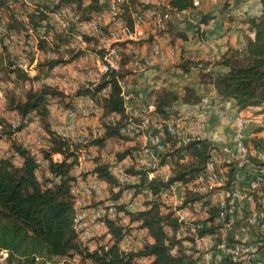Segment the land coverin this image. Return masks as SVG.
Returning <instances> with one entry per match:
<instances>
[{
    "label": "trees",
    "instance_id": "trees-1",
    "mask_svg": "<svg viewBox=\"0 0 264 264\" xmlns=\"http://www.w3.org/2000/svg\"><path fill=\"white\" fill-rule=\"evenodd\" d=\"M74 1L82 2V0H62L64 3ZM260 3L262 6L260 15L246 19L253 37H247L244 47L230 46L220 58H211L208 61L185 60L180 63V68L184 73L198 69L200 82L204 85L212 84L222 99H233L239 110L260 107L259 112L264 114V0H260ZM193 5L196 7L195 0H167L165 9L172 14L189 10L193 8ZM98 6L99 3H96L95 10L100 9ZM227 6L228 4L223 9ZM214 17L211 13H201L200 22L207 24ZM232 19L229 17V20ZM178 35L186 37L182 33ZM125 66L123 64L119 71L106 72L98 84L87 88L81 87L82 89L78 92L80 95L98 97L103 114L106 113L104 116L116 113L128 118L126 109L129 104V92L120 85V82L132 70L128 68V71ZM211 66L221 67L223 70L209 71L208 68ZM108 87L110 88L108 96H101L102 91ZM39 89L32 87L26 92L24 98L8 97L9 107L20 116L30 112L39 116L51 137L49 139L51 146L44 151L45 157L50 158L51 155L52 159L49 162L48 171L59 175L60 178L45 175L42 181L37 174L39 164L36 157L28 148L16 142L13 143V148L21 153L22 164L15 165L11 160L0 158V249L8 254L5 264H48L55 258L68 257L79 259L80 264H139L137 259L146 258V256L151 258L148 264H197L193 254L178 237V232L184 223L174 214L175 212L163 211L162 204L156 200V204H151L147 211L138 214L128 212L131 219H140L143 223L141 227L144 226L143 228L147 229L152 236V243L145 244L141 251H123L120 242L125 235V232L122 233L124 228L122 229L111 220H107L106 223L111 244H104L91 250L79 242L76 230L74 231V202L70 193L73 180L72 164L60 163L53 158L54 154L62 153L69 159L70 156H74L79 147L73 150L68 140L55 136L51 129L49 98L55 96L63 100L64 93L52 87ZM149 97L153 100L151 109L160 116L162 121L161 133L164 142L169 146L162 158L163 161L172 162V175L168 180L157 177L153 181L148 179L146 171L132 170L131 172L141 176L137 189L147 187L151 189L152 194L158 196L163 189H168L175 183L188 184L194 181L204 171L212 153L215 150L219 153L221 151L207 138H196L185 145L178 146V140L167 131L169 124L179 120L172 118L178 114L175 106L180 100L192 105H197L202 100L201 94L195 88L187 86L185 94L180 97L175 91L160 87L152 90ZM10 128H12L11 125H5L2 132L11 138L18 130L12 131ZM106 130L104 139L124 137L121 136L119 129L111 125H107ZM259 131H264V126H261ZM104 139L97 142L102 144ZM259 139L264 143L263 138ZM258 142L259 140H255L256 145ZM134 150L130 147L121 152L118 157L130 155ZM187 156L190 159L187 160ZM255 161L264 163L260 160ZM235 165L236 162L226 164L228 179L225 190H228L229 181L230 183L234 181L238 170ZM95 171L108 183L115 182L107 164L101 163ZM188 192L184 204L204 202L206 198V195L195 194L189 190ZM213 208L212 212L209 211L206 224L213 223L221 211L217 207ZM208 229L211 234H215L218 227L211 226ZM261 250L262 248H259V254H257L259 257L264 254Z\"/></svg>",
    "mask_w": 264,
    "mask_h": 264
},
{
    "label": "bare ground",
    "instance_id": "bare-ground-1",
    "mask_svg": "<svg viewBox=\"0 0 264 264\" xmlns=\"http://www.w3.org/2000/svg\"><path fill=\"white\" fill-rule=\"evenodd\" d=\"M7 5L6 7H8L7 9L9 10L10 13V19H8V22H6L5 24H3L4 22H2L3 25H0V41L3 42V40H1L3 37L7 38V37H14V36H18L19 38L21 37L24 40V43L27 41V30L29 32H31V34H33V48L34 51L37 52H41L39 46L41 44H45L47 46V48H49V50L47 51H43L41 54V59L40 61L44 62V57L42 56V54L44 55H51V48L50 46H53V39H52V35L54 32L53 29V25L50 26V22H48L51 17H53L54 19H56V15L54 13V9H51L50 5L48 2L46 1H42V0H5ZM65 1V0H64ZM165 1V0H164ZM3 3V2H2ZM5 3V2H4ZM166 3V2H165ZM20 4L22 6H24L25 10L23 9L22 12V17H19L16 14V10L14 8H16V6ZM57 4H73V2H68V3H64L62 2V0H57ZM132 3L130 2V0H123V7H129L130 11L128 14H131V16H128L129 19H132L133 22L129 23L130 21H128V28L130 29V32H125L124 33V41L123 43L125 44L127 41L130 42L129 40H133L134 38H138L141 37L143 35V29H141V16H140V12L139 10L137 11H132L130 6ZM96 5V4H95ZM155 5L160 6V10H157L156 12H154V23L155 25H158L161 27L162 30L165 31V41L166 43H172V47L173 49H179L180 51V45H179V40H176V42H172L170 39V34H169V30H170V23H169V19L171 18V13L169 12V10H166V4H163V0H155ZM35 6L34 9H32V7ZM100 9L95 10V12H101L102 14H114V6L112 3L107 2V0H99V6ZM97 7V8H98ZM168 7V6H167ZM5 8V7H4ZM23 8V7H22ZM6 9V8H5ZM136 9V8H135ZM169 9V8H168ZM37 10L40 12V14L42 15V19L41 15H37ZM125 11L123 10V13ZM51 14V15H50ZM127 15V14H126ZM35 16V18H40L38 20H42L41 22L37 23H31V17ZM125 17V14H124ZM34 18V19H35ZM126 18V17H125ZM128 19V20H129ZM60 22L59 25V29L62 30V32H68L69 34H66L67 37L68 35H75L73 34L74 30L76 29L81 31L82 34H85V26H77L74 27L73 24H65L64 25V19H56ZM127 21V19H124ZM30 21V22H29ZM13 22L17 23V26H13ZM1 23V22H0ZM59 24V23H58ZM102 27H109V19H102ZM21 28V29H20ZM58 29V28H57ZM62 32L60 34V36H62ZM80 32V33H81ZM57 33V32H56ZM78 33V32H77ZM59 34V32L57 33ZM57 37V35L55 36ZM65 38V36H62ZM148 37V35H147ZM11 38V39H12ZM153 38H160V31H153ZM4 39V38H3ZM10 39V40H11ZM18 39V38H17ZM173 39V38H172ZM61 40V39H60ZM145 40V39H144ZM12 41V40H11ZM94 41V42H93ZM135 41V40H134ZM147 40H145L146 42ZM175 41V40H174ZM20 42V41H19ZM93 42V44H96V33H89V35H82V45H80V50H72V63L75 62L76 58H78L79 56H81V54L83 53V51H86L91 47L90 44ZM133 42V41H132ZM140 42V41H139ZM143 44L144 41H142ZM1 43V42H0ZM6 44V43H5ZM4 44V45H5ZM14 44V43H13ZM16 44V43H15ZM19 44V43H17ZM134 44V43H133ZM126 45V44H125ZM140 45V44H139ZM8 46V45H7ZM14 46V45H13ZM97 46H98V51H96V56H100L102 55V49H104V40H97ZM1 47V46H0ZM17 47V45H16ZM19 47V46H18ZM123 47V46H122ZM139 47V46H138ZM4 48V50L8 51L7 47H2ZM14 48V47H13ZM12 48V50H13ZM135 48V47H134ZM141 48V47H140ZM139 48V49H140ZM19 49V48H18ZM94 49V48H93ZM97 49V48H96ZM142 49V48H141ZM140 49V50H141ZM15 50V48H14ZM136 50V49H135ZM122 51V49H119V53L117 54L116 57V68L115 67H108L107 68V61L106 58H99L98 59V63L100 65L99 67V72H101V75H99V80H97L96 77V73L93 75V79H91L90 81H92V83L90 82L89 84H86L85 86H83V84L79 85V82L75 81H71L72 84H67L66 86V94L68 97H74L75 96V87H80L78 89L81 90V87H90L93 84H98L102 77L106 74V72L108 71H119V69H121V66L124 64L126 65L130 70H132V72H137L139 71V62L136 61L135 57H136V51ZM148 50V49H147ZM82 52V53H81ZM1 53V52H0ZM4 53V52H3ZM29 53V52H28ZM26 53V54H28ZM89 53V52H88ZM91 53V52H90ZM89 53V54H90ZM134 53V55H133ZM74 54V55H73ZM85 54V53H84ZM88 54V55H89ZM5 55V54H4ZM33 55V54H32ZM77 56L75 58H73V56ZM95 55V54H94ZM125 55V56H124ZM146 55H154V48H150V51L146 52ZM0 56H2V54H0ZM29 56V54H28ZM27 56V57H28ZM83 56V54H82ZM90 56L93 57V55L91 54ZM129 56H132L131 58ZM126 58V60H124ZM128 58V60H127ZM15 60V58H13ZM30 59V58H29ZM13 60V62H14ZM12 62V63H13ZM78 62V61H77ZM18 63V62H17ZM76 65V62H75ZM16 66H18L17 68H21L24 67L25 64L23 63H19V64H11L10 67H12L13 69L16 68ZM20 66V67H19ZM81 65H79L80 67ZM71 67V66H70ZM82 67V66H81ZM16 68V69H17ZM72 68V67H71ZM91 68V67H90ZM22 70L24 68H21ZM18 69V70H21ZM21 70V71H22ZM88 70V69H87ZM78 71V70H77ZM84 71V70H83ZM90 71V70H89ZM92 71V70H91ZM14 72V71H13ZM88 72V71H86ZM93 73V72H92ZM23 74V81H27L31 84V86L29 87L28 90H30L32 87H34L35 89H39L41 87V85H46L47 83H51V74L45 78L40 77V76H33L28 72L27 69H24L22 71ZM89 74V73H88ZM18 75V74H17ZM92 76V75H91ZM17 76H14V79ZM19 77V76H18ZM40 77V78H38ZM42 78V79H41ZM89 78V77H88ZM20 79L21 78H17ZM72 79V78H71ZM75 79V78H74ZM126 79V78H125ZM125 79L122 80L120 82V85L127 90V86H126V82ZM9 81V80H8ZM38 81L39 83L37 85H35V83L33 84L32 82ZM79 81V80H78ZM86 81V80H85ZM88 81V80H87ZM20 82V81H18ZM12 83V82H11ZM9 84V83H8ZM19 84V83H18ZM5 85V83L3 84ZM0 84V92L1 94H5L6 92V88H8L6 86V88ZM16 86H18L17 84H15ZM82 85V86H81ZM11 87V86H10ZM15 88V87H14ZM17 88V87H16ZM109 88V87H108ZM9 89H13V88H9ZM17 90V89H16ZM106 90V89H105ZM105 90H103L102 92H104ZM14 92V89L12 90ZM110 91V90H109ZM10 92V91H9ZM8 92V94H9ZM15 93L17 94V92L15 91ZM7 94V93H6ZM7 94V96H8ZM18 95V94H17ZM105 95V94H104ZM78 96L80 98H82V110H83V114H90V110H94L93 113H91V115H89V120L91 121V119H93V121H95L94 119H98V120H103V123L101 125L98 126H94L92 128V130L89 132V136H90V140H100V138L104 137L106 134V126L107 125H111V127H116V118H119V132L121 134V136H124V138H128L129 140H131L133 143H135L137 145H140V149L138 150H134L135 152L130 154V167L131 169H136L143 167L144 166H149V171H162V159H160V153L156 152V147H155V143H149L150 141V137L152 136H157V139L159 141H164L163 140V136L161 133V118L160 116L154 112L151 109V112H149V121H144L142 122L141 128L139 130V138H138V132L135 130L130 129L129 127H131V121L133 122V124H140L141 122V113H139L138 110H132L131 107H129V104L127 106L126 109V114H128V118H124L122 115L113 113L111 115L108 116H104L103 114V108L99 103V99L98 97H93L91 95H80L78 93ZM102 96V95H101ZM100 96V97H101ZM67 98V97H66ZM59 100L57 97H50L49 98V102H48V108L49 111H53V105L54 103H58L59 104ZM70 100V99H69ZM61 101V100H60ZM96 103L98 104V108H96ZM60 106V104H59ZM68 108H70L68 106ZM199 110V109H198ZM186 115V114H185ZM204 112H199L196 115H188L185 117H182L181 119L177 120L176 122H173L171 124L168 125L167 127V131L169 132L170 135L174 136L177 140H178V146H182L187 144L190 140L196 139L200 137V132L202 130V126L200 124V121H202L203 117H204ZM21 117V116H20ZM115 117V118H114ZM51 119V118H50ZM89 120L87 122H89ZM205 120V119H204ZM240 120L241 121H251V119L249 117L246 116H240ZM58 121V120H56ZM86 121V120H85ZM97 121V120H96ZM58 123V122H57ZM60 123V122H59ZM85 123V122H84ZM93 123V122H92ZM202 123V122H201ZM13 128H16V125L14 122L9 123ZM20 123H18L19 125ZM83 124V123H82ZM88 124V123H87ZM99 124V123H98ZM38 125L40 126L42 132H47L44 128V126L41 124L40 118H38ZM55 125V124H54ZM92 125V124H91ZM59 126V125H58ZM84 126V125H82ZM89 126V124H88ZM103 126V127H101ZM155 126H157V129L155 128ZM52 127V125H51ZM55 127V126H54ZM110 127V126H109ZM3 129H4V123H3ZM11 129V128H10ZM16 130V129H15ZM52 131H54V135L58 136L62 139H64L65 141L68 140L69 144H70V148H72L73 150H76V147L79 149L76 150L74 156H70L71 158L68 159V163L72 164V169H74V171L76 170L75 173H73L72 171V176H73V180L71 181V194L73 196V202H74V215H75V229L76 230V235L78 236V240L80 243L85 244V243H91L92 247H88L89 249H95L97 242H99L97 240V237L99 236L100 231H102V228H106L107 229V235H108V228H107V220H111L114 222V224L116 223V225H118L119 227L121 226L122 229L124 228V231L122 233L125 232V235L122 239V241L120 242V247L123 249V251L125 250V252H135L137 251V246L132 245V241H135V245H139L140 249H142L145 244L148 243H152V236H150L149 232L147 229L141 227V223L139 224V231L140 233H137L135 230H130V228L125 226V223L127 224V222L124 220H120L118 219L119 214H126L127 217L129 218V214L128 212H137V211H133L134 209L132 207H134L133 205H130L129 207H125V210L123 208L124 211L122 212H117V207H121L120 205H122V203L120 204L119 202V198H116L114 200V205H108V203H110V200L108 199L107 201L101 200V198L99 196H101L102 191L104 190V188L106 186H108L107 181L103 180L99 173H97L95 171L96 169V164L95 167L92 169L91 167H89V165L87 166V161L90 162L91 159L94 158V153L97 151H93L94 153L90 152L87 148V145H85V137H80V135L77 134L76 131V127L74 126V124L69 123L68 120H64L63 123L59 126V128H52ZM17 133V134H16ZM16 134V135H15ZM14 135L17 137L18 139H23L24 136L19 135V132H15ZM25 139V138H24ZM14 140V139H12ZM12 142V141H11ZM15 143V142H14ZM18 143V142H17ZM25 143V142H24ZM100 143V142H99ZM19 144V143H18ZM133 144V145H135ZM13 145V143H12ZM21 145V143H20ZM26 145V143H25ZM14 146V145H13ZM13 146L9 147V149H11V151H14L16 155L18 156H12L10 158V152L9 151H3L1 146H0V158H4V159H8L11 160L13 162V164L15 165H19L20 164V158L22 159V156L20 155L21 153L18 152L17 150H15L13 148ZM36 147V145H35ZM168 145L166 144V150L168 149ZM137 148V147H136ZM31 149V148H30ZM29 149V150H30ZM104 149V148H103ZM33 153V150H30ZM103 151V150H102ZM35 152V151H34ZM226 153L228 152V150L225 151ZM30 153V152H29ZM107 153V152H106ZM115 153V152H114ZM34 154V153H33ZM39 154V153H38ZM109 154V153H108ZM20 156V157H19ZM34 157H36V155H33ZM58 154H54L53 158L55 161L60 162V159L58 158ZM116 157V156H115ZM68 158V157H67ZM97 158V156H96ZM219 155L218 152H213L212 153V157L209 159L211 160V168H212V174H209V182L207 183L205 181H203V178L201 177V174L199 176H197V178L194 181L189 182L188 184L185 183H181V184H185L188 187V190L192 193L195 194H201V195H209V197H206L204 202H192L189 204H184L185 201L183 200V204L186 206H189L190 208V212H198V214H202L204 213L205 215L208 214L209 215V211L212 212L211 210H213V207H217L219 208L221 211H223L224 208V199H227V193L228 190H225L224 192H220V193H213V189L217 186V185H222V183L224 182V176H222L221 174H219L220 172H218V166L217 163L220 162L219 159ZM225 158V157H224ZM37 162L39 164V169L37 170V174L39 176V178L41 179L39 172L41 169H44L41 165V160L39 158H37ZM99 159V158H97ZM96 159V160H97ZM109 160L111 162L110 157L105 158V160ZM95 160V158H94ZM107 160V161H108ZM106 161V162H107ZM92 162V161H91ZM99 162V161H98ZM67 163V164H68ZM94 163V161L92 162ZM109 163V162H108ZM222 163V162H221ZM89 164V163H88ZM99 164V163H98ZM104 164V163H103ZM220 164V163H219ZM49 166V165H48ZM109 166V170L112 174V176L115 179V184L119 183L118 180V174H115V164L114 162H111V165H107ZM207 166V164H206ZM135 167V168H134ZM49 168V167H48ZM172 165L169 163L168 168L163 171V172H159L158 174L155 175L154 179L159 177L162 178L164 180H168V178L172 175V171H171ZM222 168V167H221ZM130 169V170H131ZM45 170V169H44ZM90 170H94V171H90ZM132 171V170H131ZM130 171V172H131ZM142 171V170H141ZM44 173V172H43ZM135 173V171H134ZM224 173V172H223ZM110 174V175H111ZM133 176V178L130 176ZM96 175L98 176L95 181H90V178H96ZM50 176L52 177L51 173ZM137 177V174H133L132 172L129 173V184L131 183V181H133V179H135ZM226 177V176H225ZM38 178V177H37ZM143 178V177H142ZM149 180H153V179H149ZM154 181V180H153ZM135 183V181H133ZM139 183L141 182L140 180L138 181ZM226 182V181H225ZM213 183V184H212ZM178 184V183H177ZM114 185V184H113ZM124 185V184H122ZM128 184H126L125 186H127ZM133 185V184H132ZM136 185V184H135ZM176 185V183L174 184ZM172 185L170 188H173ZM263 185V186H262ZM110 186V185H109ZM116 186V185H115ZM185 186V187H186ZM240 186V185H238ZM112 187V186H111ZM123 187V186H122ZM183 187V188H185ZM221 187V186H220ZM220 187H217V190L219 191ZM242 187V185H241ZM260 187H264V168H260L259 170V176L257 177V179L251 184L248 185L246 187H244V189L242 191H240L239 193H235V200L234 203L232 205V212H235V206L238 204V202L235 205L236 200L242 196V198L247 194V192H254L257 191ZM126 188V187H125ZM124 188V189H125ZM168 188V189H170ZM128 189V188H127ZM126 189V190H127ZM163 189V191L168 190ZM182 189V187H181ZM118 190V189H117ZM123 190V188H122ZM136 190V189H135ZM134 190V192H135ZM174 190V189H173ZM114 191V190H113ZM116 191V190H115ZM125 191V190H124ZM123 191V192H124ZM182 191V190H181ZM259 191V190H258ZM161 192V193H162ZM129 194V196H134L131 192H127ZM144 193L147 194L148 197H150L153 200H158L160 197L159 194L158 196H156L155 194H152L151 189L149 188H144ZM167 193V192H166ZM170 193V192H169ZM179 193V192H178ZM183 193V191H182ZM256 193V192H255ZM261 193H264V190H261ZM116 194V193H115ZM121 194V193H118ZM171 194V193H170ZM189 194V192H188ZM254 194V193H253ZM155 195V196H154ZM163 195V194H162ZM184 195V194H182ZM191 195V194H190ZM251 195V194H250ZM249 195V196H250ZM257 195V194H254ZM259 195V194H258ZM257 195V196H258ZM121 196V195H120ZM167 196V195H166ZM169 196V195H168ZM167 196V197H168ZM172 196V195H171ZM194 196V195H193ZM219 200L218 197H223ZM248 196V197H249ZM92 197L94 198V203H96L97 205H93L91 203V199ZM119 197V196H117ZM184 197V196H183ZM115 198V197H114ZM162 198V197H161ZM164 198V196H163ZM173 198V197H171ZM185 198V197H184ZM241 198V199H242ZM252 198V197H251ZM259 198V197H258ZM262 198L264 199V196H262ZM240 199V200H241ZM262 201L263 207H264V200ZM162 200V199H161ZM170 200V199H169ZM172 200V199H171ZM219 200V202H218ZM239 200V201H240ZM245 200V198H244ZM252 200V199H251ZM82 201V205H87V207H93L94 211H89V208H82V216H86V223L87 225L90 226H94V231L93 234H87V228L86 227H78L79 225V202ZM126 201V200H125ZM124 201V202H125ZM254 201V200H253ZM123 202V203H124ZM145 202V201H144ZM164 202V201H163ZM214 202H218V203H214ZM250 202V201H248ZM128 203V202H127ZM142 203V202H141ZM167 203V202H166ZM180 203V202H179ZM120 204V205H119ZM143 204V203H142ZM162 204V202H161ZM168 204V203H167ZM124 205V204H123ZM154 205V204H152ZM151 204H148L149 206H152ZM180 205V204H179ZM201 205H203V207H201ZM115 206V207H114ZM125 206V205H124ZM127 206V205H126ZM158 206V205H157ZM238 206V205H237ZM176 207V205H175ZM182 207V206H181ZM166 207H164L163 209H165ZM180 208V207H178ZM213 208V209H212ZM253 208V207H252ZM133 209V210H132ZM140 209H147V205L143 206ZM237 209V207H236ZM239 209V208H238ZM171 210V209H170ZM182 210H186L182 209ZM217 210V209H216ZM255 210V209H254ZM258 210V209H257ZM220 211V213H221ZM242 211V210H241ZM244 211V210H243ZM256 211V210H255ZM219 212V210L217 211ZM169 213V212H168ZM171 213V212H170ZM185 213V212H184ZM219 213V214H220ZM260 213V212H259ZM179 219L180 221L183 222V218L180 216V213L178 212V214L175 212L174 213ZM203 214V215H204ZM217 214V215H219ZM233 214V213H232ZM235 214V213H234ZM166 215V214H165ZM182 215V213H181ZM187 215V214H186ZM207 215V216H208ZM244 214H241V217ZM200 216V215H199ZM121 217H124V215H121ZM192 217V216H191ZM251 217V216H250ZM259 217L264 221V212L261 214L255 213L254 215H252V217L249 219V223L250 225H256L258 222ZM196 218V217H195ZM235 218L236 215H235ZM234 218V219H235ZM246 218V217H245ZM131 219V217L129 218ZM178 219V220H179ZM211 219V218H210ZM218 219V217L216 218ZM215 219V220H216ZM233 219V218H232ZM242 219V218H240ZM171 220V219H170ZM175 220V219H174ZM186 220V218H185ZM192 220V219H191ZM236 220V219H235ZM198 221V220H197ZM206 220H203V223H205ZM213 221V220H212ZM234 220L230 221V225L231 224H235L233 223ZM143 222V221H142ZM179 222V221H178ZM185 222V221H184ZM183 222V223H184ZM191 222V221H190ZM215 222V221H214ZM236 222V221H234ZM239 222V220L237 221ZM243 222V221H240ZM239 222V223H240ZM238 223V224H239ZM208 224V223H207ZM237 224V223H236ZM237 224V226H238ZM246 224V223H245ZM244 225V224H243ZM264 228V224H261ZM212 226V225H211ZM234 226V225H233ZM247 226V225H246ZM243 226L241 228L242 231H245V227ZM74 227V226H73ZM179 227V226H178ZM183 227V226H182ZM210 227V226H209ZM256 227V226H254ZM219 228V227H218ZM231 228V226H230ZM247 228V227H246ZM179 229V228H178ZM221 229V228H220ZM232 229V228H231ZM239 229V228H238ZM259 229V228H258ZM181 230V229H180ZM222 230V229H221ZM237 230V229H236ZM220 231V230H219ZM247 231V230H246ZM104 232V231H103ZM187 232V230L185 231ZM188 232H190V230H188ZM223 232V231H222ZM258 232V231H257ZM264 232V231H263ZM179 233V232H178ZM192 233V232H191ZM190 233V234H191ZM219 233V232H218ZM241 233V232H240ZM245 233V232H244ZM177 234V233H176ZM183 234V232H182ZM181 234V235H182ZM189 234V233H188ZM86 235V236H85ZM106 235V236H107ZM171 235H173L171 233ZM217 235V232L215 234H212V236ZM242 235V234H241ZM245 235V234H244ZM184 236V235H183ZM234 236V235H233ZM100 237V236H99ZM235 237V236H234ZM233 237V238H234ZM241 237V236H240ZM177 238V237H176ZM188 238V237H187ZM218 238V237H216ZM239 238V235H238ZM191 242L194 246H196L195 248L197 250L201 249L202 247H200L199 242L202 240V237L199 236V234H197V232H194L193 237H190ZM237 239V238H235ZM113 240V239H112ZM181 240V239H180ZM186 240V239H184ZM193 240V241H192ZM233 241V240H232ZM246 241V240H245ZM214 243H217V240L215 242V239L213 240ZM219 242H222L221 240ZM229 242V240H228ZM231 242V241H230ZM229 242V243H230ZM235 242V241H233ZM232 242V243H233ZM238 242V241H237ZM186 243V242H185ZM225 243V242H224ZM218 244V251L221 247H223V251H228L227 255H234L237 254L236 251L237 248H233L232 246L226 245V244ZM188 244V243H187ZM228 244V243H227ZM237 244V243H236ZM240 245V243H238ZM244 244V243H243ZM243 244H241L242 246H244ZM215 245V244H214ZM213 245V246H214ZM247 245V244H246ZM184 246V245H183ZM187 247V246H186ZM192 247V246H191ZM190 247V248H191ZM216 247V245H215ZM236 247V246H235ZM240 247V246H239ZM260 247V246H259ZM188 248V247H187ZM244 248V247H243ZM253 248V247H252ZM189 249V248H188ZM212 249V248H211ZM214 249V247H213ZM241 249V248H240ZM194 250V248H193ZM205 250V249H204ZM216 250V249H215ZM208 251V250H207ZM210 251V250H209ZM189 252L193 254L194 256V260L197 261V264H212L211 263V259L210 258H217V254L216 252L213 255H207L204 257H200L198 254H196L198 251L192 252L189 249ZM200 252V251H199ZM203 252V251H202ZM212 252V251H211ZM138 253V252H137ZM188 253V252H187ZM210 253V252H209ZM244 253V251H243ZM242 253V254H243ZM248 253V252H247ZM253 253V252H251ZM239 254V253H238ZM241 254V255H242ZM249 254V253H248ZM200 255L202 256V253H200ZM204 255V254H203ZM240 255V254H239ZM244 255V254H243ZM256 255H254L255 257ZM8 254L0 249V264H5L6 260H7ZM140 257V256H139ZM147 257V256H146ZM237 258L240 256H236ZM142 258V257H141ZM144 258V257H143ZM231 258V257H230ZM244 258V257H243ZM147 259V258H146ZM151 259V258H150ZM232 259V258H231ZM230 259V260H231ZM149 260V259H147ZM229 261V259H226ZM240 260V259H238ZM250 260V259H249ZM248 260V261H249ZM144 261V260H143ZM142 261V262H143ZM227 261V262H228ZM233 261V260H232ZM237 261V259L235 260V262ZM246 261V260H245ZM195 262V261H194ZM240 262V261H239ZM230 263V262H229ZM232 264V263H231ZM235 264V263H234ZM246 264H264V259L260 256L257 255V258H255L252 262L246 263Z\"/></svg>",
    "mask_w": 264,
    "mask_h": 264
},
{
    "label": "built area",
    "instance_id": "built-area-1",
    "mask_svg": "<svg viewBox=\"0 0 264 264\" xmlns=\"http://www.w3.org/2000/svg\"><path fill=\"white\" fill-rule=\"evenodd\" d=\"M42 1L48 2L51 9H54L56 19H64V25L73 24L76 27L85 26V34L69 35L68 40H60L58 37L54 38L53 46H50L51 55L42 54L44 57V64L43 66H40V68H42V72H48L51 74V83L41 85L40 89L44 87H52L62 91L64 95H66L67 84H72L71 76L80 77V84L82 80H87L88 72H70V65H72V50H80V45H82V35H89V33H96V44H90L91 48L97 47V40H104V49H102V55L100 56H80L82 61H84V63H90V67H95L97 80H99V75H101V72H99L98 69L99 58H106L107 68H116V57L119 53V49L122 48L124 33L130 32L127 21L124 20L123 0H107V2L113 4L114 14H102L101 12H95V4L99 3L98 0H82V2L74 1L73 4H57V0ZM130 2L133 3V5H136L140 12L141 29H143V31H148L147 48H154V55H146V51H139L136 44L135 59L139 62V71H137L138 74L154 71L162 66L171 65L177 62L179 63L180 56H188V60L196 59L195 55L180 54L179 49H173L172 43H166L165 31L154 23V12L160 10V6L155 5V0H130ZM198 4H200V0H198ZM8 14L9 12H4L3 8V15L0 16V19H2L3 22H8ZM37 15H41L38 10ZM102 19H109V27H102ZM153 31H160V38H153ZM174 39H179V37L176 36ZM29 47H33V34L27 30V41L25 43H21V53L17 56L18 62H26V50ZM212 58H214L213 55ZM8 76H13V71L12 74H8ZM79 88L80 87H75V96L69 98L72 100L70 108L61 109L58 103H54L53 108L58 112L59 122L60 120H68L69 123L74 124L77 134L80 135V137H85V145L88 147L98 148L99 164H96V166H98L101 165V143L97 142V140H90L89 127H82V120H89V115H91L94 110H90V114H83L82 98L78 96ZM108 94L109 88H106V95L108 96ZM4 98L5 94H1L0 92V100L3 101ZM152 101L153 100H148L146 102L134 101L131 89L129 90V107H131L132 110H138L139 113H141L140 124H133L131 121V127H129L130 129L138 132V138L142 122L149 121V112H151ZM200 102H203L204 104V114L207 117L208 123L209 116L215 108V105L210 104L209 96H205V101ZM96 108H98L97 103ZM38 118L39 116H37L34 112L21 116V123L19 124L17 130L19 135L24 136L27 145H36V147L40 149L44 165V162L52 161L51 155L50 158H46L44 152L42 151V149L47 150L51 146L49 140L51 137L45 132H42L40 126L38 125ZM250 123L251 121H241L240 114L231 118L230 124L234 129V142L233 145L224 147V150H228L229 161H236L238 170L253 168V175H245V178H240L244 180V187H246V185H251L259 176L260 168H264V163H257L255 161L260 160V162H264V157L258 156L257 150H252L247 143V130ZM118 127L119 118H116V127L113 128L118 129ZM155 128L157 129V126H155ZM2 131L3 124L0 122V146L2 147V150L9 151L10 158L12 156H18L14 151H11V149L8 148V139H10V136L4 134ZM149 143H155L156 152L160 153V159H162L163 154L167 152L166 143L164 141H159L157 136L150 137ZM58 158L60 159V163H68V158L64 154L58 153ZM22 162L23 160L20 158V165ZM111 162H114L115 174H118V192L122 193V184H129L130 156L128 154L123 158L112 157ZM169 163V160L163 161L162 159V171H149V166L144 165L143 167H140V169L147 172L148 179H154L156 174L163 172L168 168ZM209 174H212V168L211 160L208 159L207 166H205L204 171L201 173L203 181L210 183ZM51 175L53 178H60L59 175H55L54 173H51ZM97 177L98 176L96 175V178H90V181L96 182ZM137 185H140V183ZM137 185L129 184V189H136V197H129L128 193H122V195L126 197V200H129V204H134V209L138 214L140 212L147 211L148 204L156 203L155 200L151 199L146 193H144V187L137 189ZM244 187H236L235 181L232 180L231 183L229 181L227 199H224V209L218 215V224L223 231H228L230 239H232L234 234L230 231V221L233 218L232 205L235 200V193H239L244 189ZM107 188L108 186H106V189ZM262 195L264 196V193ZM206 197H209V195ZM140 201H147V209H140ZM108 205H114V197L110 199V203H108ZM185 207L190 232H197V234L202 237V245H208L209 249V246L213 241V236L210 229H208V224L203 223V215H200V220L198 222H190V208L189 206ZM82 208H89V211H94L93 207L82 205V201H80L78 227H86L87 234H93L94 226L87 225L86 216H82ZM119 215H124L125 221L127 222L130 230H135L137 233H140V219H128L126 214ZM257 224H264V221H258ZM83 245L89 248L92 247V244L89 242ZM132 245L137 246V251H141L139 245H135V241H132ZM227 253L228 251H223V247H221L217 252V258H210L211 263L226 264ZM261 256L264 259V254H261ZM138 263L141 264V259H138Z\"/></svg>",
    "mask_w": 264,
    "mask_h": 264
},
{
    "label": "rangeland",
    "instance_id": "rangeland-1",
    "mask_svg": "<svg viewBox=\"0 0 264 264\" xmlns=\"http://www.w3.org/2000/svg\"><path fill=\"white\" fill-rule=\"evenodd\" d=\"M3 2V3H2ZM5 2V3H4ZM166 2V3H165ZM163 4H166L167 5V0H163ZM6 5H7V3H6V1L5 0H0V7H2V8H0V16H2L3 15V8H4V12H9V10L7 9L8 7H6ZM131 5H133V3L131 4ZM8 6V5H7ZM23 7V8H22ZM35 8V6H33L32 7V9H34ZM130 8H131V10L133 11H137L138 10V8L136 7V5H133V6H130ZM136 8V9H135ZM16 11V14L19 16V17H22V12H23V9L25 10V8H24V6H22V5H20V4H18L17 6H16V8H14ZM123 10L125 11L124 12V14H125V17H124V19H127V23H128V21H130L129 23H131V22H133V20H131L132 19V17H131V19H129L128 18V16H131V14H128L129 13V11H130V9H129V7H123ZM127 10H129V11H127ZM200 12V11H199ZM127 14V15H126ZM51 15V14H50ZM172 15V17L169 19V23H171V19L176 15L175 13H172L171 14ZM188 16H190V15H188ZM188 16H186V15H184V16H179V20L181 19V21H186L187 19H188ZM35 16H32L30 19V21H31V23H37V21L38 22H41L42 20H38V19H40V18H35ZM8 19H10V13L8 14ZM129 19V20H128ZM195 20L197 19V18H194ZM29 21V22H30ZM0 25H3V24H5L6 22H4L3 24H2V19H0ZM48 22H50V26H52L53 25V29H54V32H53V34H51L52 35V39L53 38H55V36L57 35V37L58 38H60L61 40H68L69 39V35H68V37H67V35L66 34H69L67 31L66 32H62V30H60L59 29V25H60V22L58 21V20H56V19H54L53 17H51V19L48 21ZM59 23V24H58ZM132 24V23H131ZM13 26H17V23H14L13 22ZM74 27H76V26H74ZM58 28V29H57ZM21 29V28H20ZM171 29V28H170ZM174 31H176L175 29H173ZM59 32V34H57V33ZM61 32H62V36H65V38L64 37H62V36H60V34H61ZM78 32V33H77ZM81 31H79V30H77L76 31V29L74 30V32H73V34H82V32L80 33ZM177 32V31H176ZM174 33V32H173ZM177 33H179V32H177ZM169 34H170V39H171V41L174 43V42H176V40L177 39H174L176 36L175 35H172L170 32H169ZM4 38V39H3ZM1 40H3V42L2 41H0L1 43H0V54H2V56H0V84L1 85H3L4 83H5V85H3L5 88H6V86L8 87V88H6L7 90H6V92H5V98L3 99V101H1L0 100V122H2V124L4 123V126L5 125H10L9 124V122H10V120H16V118L18 117V116H20L14 109H12L11 107H9V98H10V96H15V97H21V98H24V96H25V94H26V92L28 91V89H29V87L31 86V84L29 83V82H25V81H23V74H22V71L24 70V69H27L28 70V72L32 75V77L33 76H40V77H43V78H45V77H47V76H49L50 74L48 73V72H42V68H40V66H43V64H44V62L43 61H40V59H41V54L39 53V52H37V51H34V48L33 47H29L27 50H26V53H28L29 54V56H28V54H26V62H24V64H25V66L24 67H21V68H24L23 70L21 69V68H17L18 66H16V68L15 69H13L12 67H10L11 66V64H19V63H23V62H18L17 61V56H19V54L21 53V43H24V40L20 37H18V36H14L13 38L12 37H7V38H5V37H3ZM12 38V39H11ZM18 38V39H17ZM173 38V39H172ZM12 41H11V40ZM147 40V39H146ZM175 40V41H174ZM20 41V42H19ZM142 41H144V43L145 44H143V42ZM53 42H54V39H53ZM94 42V41H93ZM93 42L91 43V44H93ZM6 43V44H5ZM14 43V44H13ZM16 43V44H15ZM17 43H19V44H17ZM5 44V45H4ZM124 44V43H123ZM126 44V43H125ZM137 44H140V47L141 48H144V47H147V41L145 42V40H141L140 42L138 41L137 42ZM8 45V46H7ZM14 45V46H13ZM16 45H17V47H16ZM7 47V49H8V51H6V50H4V48H2V47ZM19 46V47H18ZM15 48V50H14V48ZM12 48H13V50H12ZM19 48V49H18ZM39 48H40V51L41 52H43V51H47V50H49V48H47V46H45V44L43 43V44H41L40 46H39ZM94 48V49H93ZM93 48H89L88 50H87V52L86 51H83L82 50V54H83V56H89V57H92V56H90L91 54L93 55V57H96V51H98L99 49H98V46L97 47H93ZM97 48V49H96ZM47 49V50H46ZM148 50L147 51H150V48H147ZM146 50V48L144 49V51ZM139 51H141V50H139ZM146 51V52H147ZM3 52H4V54L5 55H3ZM90 54H89V53ZM99 52V51H98ZM85 53V54H84ZM33 54V55H32ZM82 54H81V56H82ZM89 54V55H88ZM95 54V55H94ZM74 55V54H73ZM133 55H134V53H133ZM28 56V57H27ZM125 56V55H124ZM130 58L132 57V56H129ZM13 58H15V60L13 59ZM30 58V59H29ZM13 60H14V62H13ZM124 60H126V58L124 59ZM78 61V62H77ZM13 62V63H12ZM18 62V63H17ZM75 62H76V65H75ZM75 62H73L72 63V65H70L71 67H70V72H77V70L78 71H83V72H86V71H88V77L89 78H87V80L85 81V80H82L81 81V84H83V86H85L86 84H89L90 82L92 83V81H90L91 79H93L94 77H93V75L96 73V69H95V67H91L90 68V63H84V61H82V58L79 56L78 58H76V60H75ZM79 65H81L80 67H79ZM171 66H172V68L171 69H167L166 70V77H165V80H167V82H166V84H167V86H170V87H173L174 88V91L175 92H178V91H181V90H183L184 89V87L186 86V85H189V84H194L195 83V81L197 80V78H198V69H193L192 70V72H191V74H188V75H186L185 73H183L182 72V70H181V68H180V64L177 62V63H174V64H171ZM20 67V66H19ZM99 67H100V65H99V63H98V69H99ZM18 69H21V70H18ZM88 69V70H87ZM90 70V71H89ZM92 70V71H91ZM12 71H14L13 72V76H8V74H12ZM215 72H219V70H218V68L217 69H215L214 70ZM93 72V73H92ZM95 72V73H94ZM18 74V75H17ZM34 74H36V75H34ZM135 74H137V73H133V75H135ZM92 75V76H91ZM14 76H17V77H15V79H14ZM19 76V77H18ZM51 76V75H50ZM40 77H38V78H40ZM17 78H21V80L20 79H17ZM71 81H75L76 80V82H79V85H80V77H78V76H71ZM75 78V79H74ZM42 79V78H41ZM9 80V81H8ZM79 80V81H78ZM18 81H20V82H18ZM90 81V82H89ZM137 81V79H135V83H134V85H139L138 86V88H141V87H144V86H146V89H148V88H150L151 86L150 85H145L146 83H138V82H136ZM12 82V83H11ZM36 82V83H35ZM33 81L32 83L34 84L35 83V85H37L39 82L38 81ZM168 82H169V84H168ZM9 83V84H8ZM19 83V84H18ZM165 83V82H164ZM15 84H17L18 86H16ZM160 85H162V84H155V86H160ZM11 86V87H10ZM82 86V85H81ZM15 87V88H14ZM17 87V88H16ZM153 88H155L154 86H152ZM9 88H13L16 92H17V94L18 95H16V93L15 92H13L12 90L13 89H9ZM153 88H151V89H153ZM17 89V90H16ZM10 91V92H9ZM8 92H9V94H8ZM8 94V96H7V94ZM67 95V94H66ZM66 95H64V98H63V100L60 98V100L61 101H59V104H60V108L61 109H66V108H68V106L69 107H71V104H72V100L70 99L69 100V98L70 97H68V96H70V95H68V96H66ZM134 95H135V93H134ZM9 97V98H8ZM67 97V98H66ZM260 110H256V109H250L249 110V112H245V114H248L250 117H252V118H254L255 116H257L260 112H259ZM179 113V112H178ZM183 115H185L184 113H182ZM58 114H57V110L56 111H51L50 112V121H51V125L53 126L55 123H57L58 121H56L57 120V118H58ZM180 118H182V115H178V114H176V115H174L173 116V120H176V119H180ZM40 121H41V119H40ZM14 123H15V125H16V128H11V130L13 131V130H17L18 129V123H21V118L20 119H18L17 120V122H15V121H13ZM201 122V121H200ZM262 122H263V120L261 119V117L260 118H257L256 119V121H255V123H253V124H259V125H261L262 124ZM41 124L43 125V123H42V121H41ZM231 125V124H230ZM258 128H261V126L260 127H258ZM256 130V129H255ZM251 131H248L247 132V143L249 144V147H251L252 148V150H257V155L258 156H260V157H264V143L259 139V138H263L264 139V133H262L261 135H259V137L257 136V135H251ZM47 134V133H46ZM16 135V134H15ZM49 135V134H48ZM14 137H16V136H14ZM200 138V137H199ZM203 138V137H202ZM262 139V140H263ZM255 140L256 141H258L259 140V142H258V145H256V143H255ZM22 145V144H21ZM22 146H24V143H23V145ZM101 146H102V148H104V158H106V156L107 157H118L119 156V154L121 153V152H123V151H125L126 149H128V148H130V147H133V149H139L140 148V146L139 145H132V143H131V141L128 139V138H124V137H113V138H107L106 140H104L103 141V143L101 144ZM137 147V148H136ZM2 148V147H1ZM26 148H28V149H30V150H33V152L34 153H38V151L39 152H41L40 151V149L39 148H37V147H35V145H29V147H26ZM42 151L44 152L45 150L44 149H42ZM224 150H222L221 151V153H219L218 152V154H219V159H220V162H218L217 163V166H218V172H220L219 174H221L222 176H224V182L222 183V185H217L212 191H213V193H220L221 191L222 192H224L225 191V185H226V182H227V174H226V170H227V167H226V164H227V162L229 161V153L227 152V153H224L223 152ZM107 152V153H106ZM115 152V153H114ZM215 152V151H214ZM42 153V152H41ZM109 153V154H108ZM95 156H94V158L95 159H97V158H99V156L95 153L94 154ZM96 156H97V158H96ZM101 157V156H100ZM163 157V156H162ZM211 157H212V155H211ZM225 157V158H224ZM94 158L93 159H91L90 160V162H86L87 163V166L89 165V167H91V166H93V167H91L92 169L95 167V164L97 163V162H95V163H92L93 161H94ZM163 159V158H162ZM186 159L188 160V159H190L189 158V156H187L186 157ZM103 160H105V159H103V157H101V163H104L105 161H103ZM108 160V159H107ZM92 161V162H91ZM222 162V163H221ZM230 163H233V162H236V161H229ZM89 163V164H88ZM220 163V164H219ZM20 165V164H19ZM236 167H237V164L235 165ZM222 167V168H221ZM135 168V167H134ZM130 169H131V167H130ZM138 170H140L141 171V169L140 168H137ZM131 170H135V171H137L136 169H131ZM130 170V171H131ZM72 171H73V173H75L76 172V170L74 171V169H72L71 170V173H72ZM237 171H242L243 173H245L246 171H249V169H243V170H237ZM236 171V172H237ZM44 172V173H43ZM224 172V173H223ZM72 173V174H73ZM131 173V172H130ZM39 175H40V177H41V180L42 181H44V179H45V170L44 169H41L40 170V172H39ZM130 176H131V174H130ZM226 176V177H225ZM132 178H133V176H131ZM139 180H141V176L140 175H138L137 174V177L135 178V179H133V181H135V183L133 182V181H131V183H130V185H137L139 182ZM226 181V182H225ZM234 181H235V183L237 182V178H236V175L234 176ZM108 183V182H107ZM114 184V185H113ZM108 185V188L106 189V187L104 188V190L102 191V193H101V196H99L100 198H101V200H104V201H107L108 199L110 200V199H112V197H115L114 198V200L116 199V198H119V202H120V204L122 203V205H120L121 207H117V212H122V211H124L125 210V207H129L130 205H133V204H129V200H126V197L125 196H123L122 195V193H127V192H131L134 196H129V194H128V196L129 197H136V190L135 189H129V184L127 185V186H125L126 184H124V185H122L123 187V190H122V193L121 192H118V187H119V183H116L115 184V182L114 183H112V184H110V183H108L107 184ZM110 185V186H109ZM116 185V186H115ZM112 186V187H111ZM185 184H181V183H176V185H174L173 186V188H170V189H168V190H165V191H163L159 196L160 197H158L159 199L157 200L158 202H162V210L163 211H173V212H176L177 214H178V212L180 213V216L183 218V222H184V225H183V227L181 228V230H179V233H178V237L180 238V239H182V241H183V244L185 245V246H187L192 252H194L195 251V253H196V251H198L196 254H198L200 257H204V256H207V255H213L215 252H216V254H217V252H218V244L220 245V244H223L224 242V244H226V245H229V246H232L233 248H237V250L238 251H236L237 252V254H234V255H227V257H226V259H229V261L228 260H226V264H246V263H249V262H252L255 258H257V254H259V248H262V250H261V252H264V228H263V226L261 225V224H256V225H250V223L248 222L249 221V219L252 217V215H254L255 213H258V214H261V213H263L264 212V207H263V204H262V193H261V190H264V187H260L257 191H254V192H247V194L242 198V196L241 197H239L237 200H236V202H235V205H236V203L238 202V206L236 205L235 206V212H232L233 214H232V217H233V219H231V220H234V221H236V222H234L233 221V223H235V224H231L230 226H231V228H230V231H232V233H234L233 235L235 236H233L232 237V239H230V236H228V231H223V230H221L222 228L220 227V225L218 224V219H216L215 220V222H213V223H208V227L210 226L211 227V225L212 226H216V227H219L218 229H217V235H215V236H213V240L215 239V242H216V240H217V243H214L213 241H212V244L209 246V249H208V245H202V248L201 249H199V250H197L195 247L196 246H194L191 242H189V241H191V239H190V237H193V235H194V232H188V230H190V227H188V219H187V213H186V210H182V209H185L186 207V205H184L183 204V200L185 199L184 197H186V195H187V192H188V187L186 186ZM221 186V187H220ZM263 186V185H262ZM126 187V188H125ZM181 187H182V189H181ZM183 187H185V188H183ZM217 187H220L219 189V191L217 190ZM237 187H241V186H237ZM243 187V186H242ZM125 188V189H124ZM128 188V189H127ZM127 189V190H126ZM174 189V190H173ZM114 190V191H113ZM116 190V191H115ZM125 190V191H124ZM134 190H135V192H134ZM183 191V193H182V191ZM124 191V192H123ZM167 192V193H166ZM171 194H170V193ZM179 192V193H178ZM256 192V193H255ZM116 193V194H115ZM118 193H121V194H118ZM259 194L258 196L257 195H254V194ZM163 194V195H162ZM182 194H184V195H182ZM251 194V195H250ZM121 195V196H120ZM168 197H167V196ZM172 195V196H171ZM250 195V196H249ZM117 196H119V197H117ZM163 196H164V198H163ZM184 196V197H183ZM249 196V197H248ZM162 197V198H161ZM171 197H173V198H171ZM252 197V198H251ZM259 197V198H258ZM182 198H183V200H182ZM219 198V200L221 199V198H224V196L223 197H218ZM242 198V199H241ZM244 198H245V200H244ZM162 199V200H161ZM170 199V200H169ZM172 199V200H171ZM180 199H181V202H180ZM241 199V200H240ZM252 199V200H251ZM126 200V201H125ZM219 200H218V202H219ZM240 200V201H239ZM254 200V201H253ZM264 200V199H263ZM91 201V203L93 204V205H97L96 203H94L95 201H94V198L92 197V199L90 200ZM94 201V202H93ZM125 201V202H124ZM164 201V202H163ZM248 201H250V202H248ZM124 202V203H123ZM128 202V203H127ZM143 204H142V203ZM168 204H167V203ZM180 202V203H179ZM218 202H214V203H218ZM125 206H124V205ZM180 204V205H179ZM127 205V206H126ZM146 206L147 205V201H140V208H142L143 206ZM175 205H176V207H175ZM134 206V205H133ZM182 206V207H181ZM164 207H166L165 209H163ZM178 207H180V208H178ZM201 207H203V205H201ZM236 207H237V209H236ZM253 207V208H252ZM121 208H123V209H121ZM133 209H134V207H132ZM239 208V209H238ZM132 209V210H133ZM171 209V210H170ZM224 209V208H223ZM256 211H255V210ZM258 209V210H257ZM242 210V211H241ZM244 210V211H243ZM133 211H135V209L133 210ZM185 212V213H184ZM222 212V211H221ZM260 212V213H259ZM181 213H182V215H181ZM191 214H190V221L191 222H198L199 220H200V216L199 215H203L204 213H202V214H198V212H193V211H191L190 212ZM235 213V214H234ZM241 214H244V215H242V217H241ZM208 214H204L203 215V220H207L208 219V217H209V215L207 216ZM235 215H236V217L237 218H235ZM118 216H120V217H118V219H120V220H124L125 219V217H121V215H118ZM127 216V215H126ZM129 216V215H128ZM192 216V217H191ZM251 216V217H250ZM196 217V218H195ZM246 217V218H245ZM124 218V219H123ZM128 218V217H127ZM129 218H130V216H129ZM128 218V219H129ZM185 218H186V220H185ZM236 220H235V219ZM240 218H242V219H240ZM192 219V220H191ZM198 220V221H197ZM239 220V222L240 221H243V222H237ZM258 221H263L260 217H259V219H258ZM238 224V226H237V224ZM246 223V224H245ZM249 223V224H248ZM258 223V222H257ZM244 224V225H243ZM234 225V226H233ZM247 225V226H246ZM125 226L128 228V225L125 223ZM243 226H246L245 227V231H242L241 230V228L243 227ZM254 226H256V227H254ZM221 228V229H220ZM239 228V229H238ZM259 228V229H258ZM237 229V230H236ZM187 230V232H185ZM220 230V231H219ZM247 230V231H246ZM223 231V232H222ZM258 231V232H257ZM182 232H183V234H182ZM219 232V233H218ZM241 232V233H240ZM245 232V233H244ZM189 233V234H188ZM191 233V234H190ZM182 234V235H181ZM242 234V235H241ZM245 234V235H244ZM106 233H104L103 231H100V233H99V236L97 237V240L99 241V242H97V245H96V247H99V246H101V245H104V244H108V243H112L111 241H109L110 240V235H107ZM184 235V236H183ZM238 235H239V238H238ZM241 236V237H240ZM188 237V238H187ZM216 237H218V238H216ZM235 238H237V239H235ZM184 239H186V240H184ZM187 240H189V241H187ZM222 241V242H219V241ZM228 240H229V242H228ZM235 241V242H233V241ZM246 240V241H245ZM238 241V242H237ZM186 242V243H185ZM233 242V243H232ZM188 243V244H187ZM228 243V244H227ZM237 243V244H236ZM238 243H240V245L238 244ZM244 243V244H243ZM216 245V247H215V245ZM241 244H243L244 246H242ZM247 244V245H246ZM214 245V246H213ZM192 246V247H191ZM236 246V247H235ZM240 246V247H239ZM260 246V247H259ZM191 247V248H190ZM213 247H214V249H213ZM244 247V248H243ZM253 247V248H252ZM193 248H194V250H193ZM212 248V249H211ZM241 248V249H240ZM205 249V250H204ZM216 249V250H215ZM93 250V249H92ZM208 250V251H207ZM210 250V251H209ZM200 251V252H199ZM203 251V252H202ZM212 251V252H211ZM243 251H244V253H243ZM210 252V253H209ZM249 254H248V253ZM251 252H253V253H251ZM200 253H202V256L200 255ZM240 255H239V254ZM244 255H243V254ZM204 254V255H203ZM242 254V255H241ZM240 256V257H236V256ZM254 255H256L255 257H254ZM259 256V255H258ZM232 259H231V258ZM244 257V258H243ZM262 257V256H261ZM139 259H141V264H148V263H150V259L149 258H147V259H149V260H147L146 258H139ZM231 259V260H230ZM237 259V261L235 262V260ZM238 259H240V260H238ZM250 259V260H249ZM144 260V261H143ZM233 260V261H232ZM246 260V261H245ZM249 260V261H248ZM137 261H138V259H137ZM143 261V262H142ZM228 261V262H227ZM240 261V262H239ZM230 262V263H229ZM48 264H80V261H79V259H72V258H63V259H60V258H55V259H53L52 261H50ZM212 264H214V263H212Z\"/></svg>",
    "mask_w": 264,
    "mask_h": 264
},
{
    "label": "crops",
    "instance_id": "crops-1",
    "mask_svg": "<svg viewBox=\"0 0 264 264\" xmlns=\"http://www.w3.org/2000/svg\"><path fill=\"white\" fill-rule=\"evenodd\" d=\"M226 4H228L227 8L223 9ZM195 6L196 7H194L193 5V8L189 10L176 12L175 13L176 15L171 19V23H170V28H171L170 33L172 35L179 37V39L177 40H179L180 54L195 55L196 59H193L194 61H199V60L208 61L212 58V55L214 56V58H220L229 49L230 46L239 47V48L244 47L247 42V37H253V33L250 31L249 24L246 22V19L249 17H255L260 15L262 8L260 0H200V4H198V0H195ZM201 13H205V14L211 13L215 17L211 19L209 23L204 24L200 22ZM184 15L186 16L190 15V16H188V19L186 21H181V19L179 20V16H184ZM229 17H232L233 19L229 20ZM194 18L197 19L195 20ZM173 29H175L179 33L184 34L186 37L183 38L179 36L178 33ZM147 35H148V31H143V35L139 37V39L134 38L133 40H129L130 42L127 41L126 45L122 44L123 46L121 48L122 51H129V50L134 51L136 49L137 42L144 39L146 40L148 38ZM137 46H139L138 50H140L141 49L140 45L137 44ZM145 48H146L145 51H147V47L142 48L141 51H144ZM185 60H188V56H180L179 64ZM171 68H172L171 65H167L157 68L154 71L139 73V74L138 72L130 71V74H128L125 77L127 92H129V90L131 89L134 101L146 102L148 100H152L149 97V94L152 90L159 89L160 87H166L174 91L173 87L167 86L166 84L167 80H165V77L167 75L165 72L167 69H171ZM217 68L219 71L223 70V68L221 67L213 68L212 66L209 67L208 70L213 72ZM125 69L128 70V67L125 66ZM191 72L185 74L188 75L191 74ZM133 73H137V74L133 75ZM198 75L200 76L199 70H198ZM199 76L194 84L186 85L183 90L178 91L176 93H178L180 97H182L185 94V88L187 86H190L195 88L201 94L202 96L201 101H205V96H209L210 104L215 105V108L213 109V111L209 116L208 123H207L206 115H204L201 121L202 123L200 122L202 126V130L200 132V138L203 137L209 139L213 144V146H215L217 149H220V151L224 150L225 146L233 145L234 129L230 125V119L234 118L235 116H238L239 114L240 116H246L251 119V123L248 126L247 132L251 131L252 132L251 135H257L258 137L259 135L264 133V131H259L258 128L260 126H264V114L259 113L254 118L250 117L248 114H245V112H249L250 109L260 110L261 109L260 107H251L247 110H242V111L239 110L233 99H222L218 95L214 86L212 84L209 85L202 84L200 82ZM135 79H137L136 82L146 83L145 85H150L151 87L148 89H146V86L138 88L139 85H134ZM155 84H162V85L157 87L155 86ZM152 86H154L155 88H153ZM101 95L107 96L106 90L102 92ZM151 104H153V102H151ZM175 109L179 112L178 115H182V117H185L188 115H196L199 112H204V104L203 102H200L197 105L196 104L192 105V104L183 103L182 100H180L176 104ZM182 113L186 115H183ZM260 117L263 120L262 124L261 125L253 124L255 123L256 119ZM20 118L21 117L18 116L16 120H10L9 123H12L13 121L17 122V120ZM57 120H59V117L57 118ZM94 120L95 121L91 119V121L89 120V122H87L88 120L86 121L82 120L83 123L82 125H84L82 127H89V132H90L94 126H98L103 123V120H98V119H94ZM63 121L64 120H60V123L58 121V123H55V125H53L51 129L59 128V126L63 123ZM87 123L89 124V126ZM45 133L49 134L48 132ZM14 136L15 135H13L10 139H8V148L10 147V145L12 147L13 146L12 143L14 142L16 143L18 142L19 144L21 143L22 145L25 142L24 138L18 139V136L17 137ZM104 138L105 136L100 139H104ZM25 143H24V147H29V145L27 144L25 145ZM131 143L132 145L135 144L132 141ZM87 148L88 150L90 149L89 151L92 153H94L93 151H97L95 153L99 156L98 148L88 147V146ZM135 151H133V153ZM215 151L218 152V150ZM225 151L226 150H224L223 152L226 153ZM38 153L37 154L34 153V154L36 155L37 158L41 160V165L44 166L43 168L45 169V175L51 177L50 172L48 171L49 162H44L43 165L42 153L39 151ZM100 156L103 157V159H105L104 149L102 148L101 145H100ZM98 161L99 159L97 160L95 159L94 163L97 162L98 164L99 163ZM103 161H105L104 162L105 164L111 165V162L109 160L108 161L103 160ZM170 164L172 165L171 161ZM244 169H249V171H246L245 173H243L242 171H237L235 173L237 178V182L235 183L236 187L238 185L240 186L242 185L244 187V180L240 178H245V175H253V168H244ZM102 231H104V233L107 234L106 228L104 229L102 228ZM197 245L202 247V240Z\"/></svg>",
    "mask_w": 264,
    "mask_h": 264
}]
</instances>
